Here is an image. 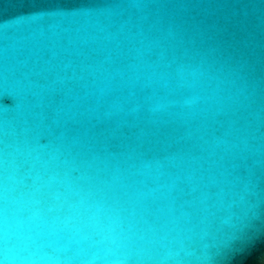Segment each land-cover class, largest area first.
<instances>
[{
	"label": "water",
	"instance_id": "1",
	"mask_svg": "<svg viewBox=\"0 0 264 264\" xmlns=\"http://www.w3.org/2000/svg\"><path fill=\"white\" fill-rule=\"evenodd\" d=\"M0 264H264V0H0Z\"/></svg>",
	"mask_w": 264,
	"mask_h": 264
}]
</instances>
